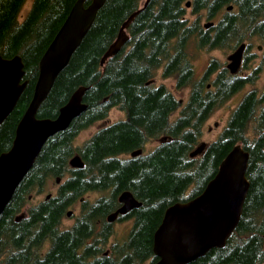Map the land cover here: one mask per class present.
<instances>
[{"label": "trees", "instance_id": "trees-1", "mask_svg": "<svg viewBox=\"0 0 264 264\" xmlns=\"http://www.w3.org/2000/svg\"><path fill=\"white\" fill-rule=\"evenodd\" d=\"M77 1L33 0L22 18L27 0H0V55H20L29 81L16 108L0 125V155L11 148L17 125L33 97L40 60ZM144 1L106 0L41 105L39 118H55L77 88H88L84 96L87 112L47 142L0 217V264H89L90 250L82 251L83 237L60 228L68 198L80 196L82 189L91 185L96 188L97 180L102 195L99 202L86 207L80 220L105 219L120 206L118 196L123 191L132 192L142 206L130 213L136 224L126 241L112 255L91 264H142L154 257L153 235L165 210L202 193L238 144L250 154V188L240 223L224 248H214L191 264H264V99L249 95L233 112L220 137L202 156L191 158L203 137L211 102L203 97L207 79L196 78L192 60L194 54L210 51L211 42L198 21L186 17L188 0H150L131 23L128 44L104 66L100 64L122 24ZM230 5L234 6L230 13L232 43L239 35L264 39V0H197L193 13L200 7ZM162 67L163 76L174 78L177 89H190L176 120L172 117L179 101L173 93L164 85H147ZM227 85H233L231 93L241 87L234 79ZM117 106L127 111L129 123L108 125L82 146L75 145L82 129L108 118ZM163 136L168 140L150 154L120 158ZM75 153L82 155L84 168H70L69 160ZM71 170L91 173L86 184L82 175L73 176L77 189L72 195L68 182L50 199L29 201L30 196L43 193L49 180L64 177ZM25 208L24 219L16 222Z\"/></svg>", "mask_w": 264, "mask_h": 264}, {"label": "water", "instance_id": "water-1", "mask_svg": "<svg viewBox=\"0 0 264 264\" xmlns=\"http://www.w3.org/2000/svg\"><path fill=\"white\" fill-rule=\"evenodd\" d=\"M144 5L122 24L118 36L101 58V66L118 55L128 44L127 30ZM78 0L70 10L65 22L47 47L39 63V75L33 97L20 119L11 148L0 155V217L12 202L16 191L33 169L47 142L70 128L75 119L88 110L84 96L88 88L81 86L59 109L55 118H39L38 111L48 98L57 78L69 65L73 55L81 46L106 0ZM188 1L186 7H190ZM230 6L228 10H232ZM212 23H206L205 28ZM246 45H240L229 57L228 68L237 73L241 67ZM25 64L20 55L5 58L0 55V125L16 108L29 81L25 79ZM152 82H148L150 85ZM203 142L190 153L191 158L203 154ZM142 150L132 153L133 157ZM249 153L241 144L236 145L223 159L216 175L196 197L169 206L153 235L155 264H191L204 257L214 248H224L228 239L240 223L250 182L247 178ZM72 168L82 169L85 163L79 154L70 161ZM60 182V179L57 180ZM51 194L47 195V199ZM121 206L107 215L109 222L127 215L142 206L132 192L123 191L118 196ZM71 215V212L68 213ZM24 218L16 216V222Z\"/></svg>", "mask_w": 264, "mask_h": 264}, {"label": "flooded vegetation", "instance_id": "flooded-vegetation-1", "mask_svg": "<svg viewBox=\"0 0 264 264\" xmlns=\"http://www.w3.org/2000/svg\"><path fill=\"white\" fill-rule=\"evenodd\" d=\"M188 1L191 2V6L186 7V10L192 9L194 12L195 3L197 0H188ZM199 1H203V0H199ZM230 6H222L218 8L200 7L199 9H197L195 13H193L195 15V18L194 20H192V21H198V23L202 27V30L205 32H208V37L211 42L210 51L211 53H213V55L209 57L207 65L203 68L199 76L197 75L196 70H195V76L197 79H202V80L205 78L207 79L206 87L203 92V97H207L211 100V102L209 103V111H208L209 117L207 121L210 118H212L218 110L220 111L227 104L233 103V105L231 106V109H229L230 115L228 116L227 124L224 127V129L227 127L230 117L233 114V112L242 103H244V101L249 95L252 94L254 99L256 100L264 99V39L260 37L259 35H254L252 36V38H249V39H244L242 35H239L234 38L235 42L232 43V37H233L232 31H231L232 19H231L230 13L233 12L234 6L232 10H228ZM206 23H212L211 27L205 28ZM127 33L131 39L130 26L127 30ZM242 44H245L246 47L244 50L241 67L239 68L237 73H232L230 69L228 68V65H229L228 57ZM218 53H222V55H218ZM159 71L163 72L164 67H162ZM231 79L237 80L241 83L240 89L236 90L233 93H231V89L233 88V85L232 86L227 85L228 81H230ZM151 82L152 83L150 85L155 86L156 80L153 79ZM258 82L262 83V86L260 88L257 87L256 85ZM156 87H159V86H156ZM250 87H252V89H250ZM178 91L180 90L178 89ZM178 101H179V108L174 113L172 120H176L181 116L184 105L187 103V101L184 102V100L182 99ZM263 105H264V102H263ZM112 109H117L121 113V117L119 120H116L112 124H109V125H116L119 123H129L130 122L129 114L127 113L126 110L118 106ZM83 114L80 117H82ZM219 125H220V122L215 123L216 127H218ZM106 126H108V124ZM106 126L99 127V120H97L92 125L88 126L85 129H82L78 133L77 136H79L84 131L93 130V133L88 138V140H90L96 134L99 133L100 129ZM167 140H168V137L163 136L161 138H158L157 140L152 141L153 143L149 142L145 146L139 149H135L129 153H124L120 155V158L129 160V159L137 158L143 155H148L147 153H145V150L148 147L156 143V147L153 150L155 151L159 146L163 145ZM203 142L205 141L202 140L199 143L201 144ZM205 143H206V146H205L203 154L206 152L208 147L211 145V143H208V142H205ZM83 144H81L80 146H82ZM137 150H142V154L137 157H133L132 153ZM76 154H79V153H75L73 156H75ZM79 155L83 159L82 155L81 154ZM70 168L76 169V168H72L71 165H70ZM78 174L84 177V179L82 180L84 184L87 183L86 177L91 175L90 172H80L79 173V172L71 170V171H68L64 177L53 179L55 180L56 185H57L56 194L58 193L62 185H64L65 183L71 182L69 186V189L71 190L69 192V195H72L74 193L73 191L77 189L76 185H74L73 183L75 182L74 181L75 177L73 178V176L78 175ZM58 179H60V182L57 181ZM62 180L63 182H61ZM23 184H24V181H23ZM95 187L96 188H94V186L91 185L89 189L83 188L82 194L80 196L78 197L71 196L68 198L69 204L65 210L66 216L60 228L61 231L67 232L69 234L74 233L75 231L76 233H79L83 237L82 251H87L88 249L90 250L89 254H87V259H86V263H89V264L95 262L98 258L100 260L103 257H108L112 255L114 253V249L120 245L119 241L115 239V231H116L115 229H117L115 228V222H121L125 229V232H128L127 233L128 235L131 233V231L133 230L136 224V219L132 217L130 214L132 211L129 212L127 215L119 216L118 219L114 222H109L107 220V217L105 219L98 218V219H90V220L88 219L80 220V216L84 214V211L86 210L87 206L99 202V194H101L99 193V180H97ZM44 192L46 191L44 190L43 193ZM42 194L39 197H41ZM49 194H51V197L56 195L52 193H48L47 195ZM91 194L97 195L96 199L93 201H91L88 198V196H90ZM47 195L45 196L44 199H47ZM37 198L30 196L29 201H34ZM77 209L79 210L78 213H77ZM69 212H71V215H68ZM21 214H23L25 217L26 208L25 210H23ZM105 238L107 242L106 245H104ZM157 261H158V258L154 256L150 259L145 260L142 264H155Z\"/></svg>", "mask_w": 264, "mask_h": 264}, {"label": "rangeland", "instance_id": "rangeland-1", "mask_svg": "<svg viewBox=\"0 0 264 264\" xmlns=\"http://www.w3.org/2000/svg\"><path fill=\"white\" fill-rule=\"evenodd\" d=\"M32 4H33V0H27L26 4L23 7L22 13H21L22 18H24L27 15L30 8L32 7ZM143 4H144V2L141 4L140 7H142ZM186 17H188L190 20H194L195 15L193 14L192 9H187ZM211 55H213V53H211V51H202L200 54L196 53L193 55L192 62H193L194 68H195L198 76H199V74H201L203 68L207 65L208 59ZM218 55H222V53H218ZM155 80H156L155 86L164 85L176 96V98L178 100L182 99V100H184V102L188 101L190 90L188 88H186V89H182V90L178 91V89L176 87L177 83H176V80L174 78H165L163 76V72L159 71L155 77ZM256 85H257V87L260 88L262 86V83L258 82ZM250 89H252V87H250ZM232 105H233V103L227 104L220 111L218 110L214 114V116L212 118H210L205 123L204 134H203L201 141L204 140L205 142L212 143L213 141L217 140L220 137V135L223 133L224 127L227 124L228 116L230 115L229 109H231ZM120 117H121V113L117 109H111L109 112L108 118L99 121V127L106 126L107 124L108 125L112 124L114 121L119 120ZM216 122H220V125L218 127L215 126ZM92 133H93V130H87V131L82 132L75 139V145L78 147L81 144L85 143ZM155 147H156V143H154V144H152V146L148 147L145 150V153L149 154V153L153 152ZM61 182H63V180ZM44 190L46 192H44L41 197L36 196L35 198H37V197L38 198L32 202L36 203L40 200H43L48 193H52L55 195L57 192L56 191L57 185H56L55 180H49L46 183ZM101 195L102 194H99V197H101ZM96 197H97V195H94V194H91L90 196H88V198L91 201L95 200ZM78 211L79 210L77 209V213H78ZM115 228H117V229H115L116 230L115 231V239L117 241H119V244L121 245L128 238V234H127L128 232H125V229H124L121 222H115Z\"/></svg>", "mask_w": 264, "mask_h": 264}, {"label": "bare ground", "instance_id": "bare-ground-1", "mask_svg": "<svg viewBox=\"0 0 264 264\" xmlns=\"http://www.w3.org/2000/svg\"><path fill=\"white\" fill-rule=\"evenodd\" d=\"M136 149V148H135ZM27 177V176H26ZM134 210V209H133ZM66 216V215H65ZM108 226V225H107ZM155 233V232H154Z\"/></svg>", "mask_w": 264, "mask_h": 264}]
</instances>
